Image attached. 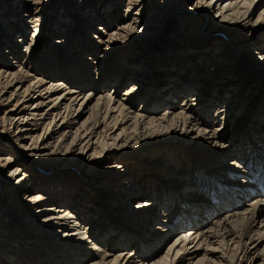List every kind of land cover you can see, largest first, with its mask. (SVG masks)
Instances as JSON below:
<instances>
[{
    "label": "rangeland",
    "instance_id": "1",
    "mask_svg": "<svg viewBox=\"0 0 264 264\" xmlns=\"http://www.w3.org/2000/svg\"><path fill=\"white\" fill-rule=\"evenodd\" d=\"M222 2L224 3V0L220 3ZM199 3L200 0H0V70L9 69L7 73L11 78H8V81L16 76L13 80L15 82H11L8 87L0 86V259L3 261L0 264H4L6 256L9 257L6 259L15 260V264L57 263H53V255H50L53 252L51 247L56 244H52V241L56 240L53 231L57 227L49 230L40 227L44 217L51 214L40 211L47 208L55 210L54 212L67 209L68 212H76L78 215L86 214V219L81 225H88L89 232L94 234L93 238H98V232L105 234L99 240L103 239L106 245L110 230L121 231V228L126 226L136 228L135 224L130 225L135 223L136 219L131 222L134 218L127 217L128 211L137 207L131 202L136 199V195H144L145 200L151 201L150 196L153 194L160 200L164 191L168 193L170 189H175L177 181L183 176L179 170L187 173V179L193 176L192 159L182 163L181 153H170L171 149L188 151L186 147L192 148V145H186L184 142L177 144L170 141L169 145L164 143L146 152H140L138 149L150 144L146 138L141 140L139 147L125 152L110 149L101 153L100 144L95 148L96 144L92 147L90 145L88 149L84 148V152L79 153L80 148L84 146L81 142L69 144V150L66 152L64 144L70 143L71 136L87 119L88 114L75 122L71 129H67L61 122V115L56 116L57 110L53 109L61 105L59 111L63 114V105L67 104L68 98H62L56 104L54 101L63 95L65 90H60V87L46 93V88L50 85L56 87V82L63 83L62 79L65 82L66 78H70L66 81L67 85H63L68 90L76 91L74 88H79L72 84V78L84 75L85 71L90 77V82L81 98L89 92L95 95L89 107L95 104L97 98L106 95L112 96L111 99L123 100V94L137 85L135 91L140 88L137 92L139 94L129 106L130 112L135 114L144 112L145 101L158 100L159 93L165 89L169 90L172 86L178 87L176 93L181 96L175 99L168 96L169 99L164 100L169 104L174 103V109L168 112L177 110L184 98V86L190 84L193 90L189 87L185 91L187 96L190 95L189 98L203 89L200 92L201 99L207 97L206 101L210 103V106L205 108L208 120L214 119L221 107L227 110V117L230 118H227L225 129L235 130L237 135L252 130L258 131L259 134L263 132L264 63L257 67L260 60L257 53L262 52L264 55V21L259 20L255 27L253 23L257 22L260 13L264 14V0H261L254 18L250 19L251 22L243 27L236 26L234 21L218 23L219 20L215 21L207 10L205 13H199L195 10ZM203 3L201 2V6ZM40 23L42 27L39 36L34 39V27ZM105 26L107 34L102 35L99 29ZM123 27L124 29L119 30ZM94 35H101L103 43L96 42ZM19 39L22 42L16 45ZM57 43L59 45L55 46ZM248 45L255 52L251 53L250 57L240 55L241 49ZM257 48L261 51L254 50ZM91 63L97 64L99 70L88 69L94 67ZM4 64L6 68H2ZM210 77L213 79L212 83H209ZM39 80L44 83L41 87L36 83ZM4 82L1 80L2 84ZM116 84H119V88L115 93L113 86ZM25 90L29 92L24 95ZM81 98L70 105L71 118L81 112L79 106L84 100L81 101ZM194 100L196 99L191 102ZM195 102L200 104V101ZM201 104L204 105V102ZM33 105L35 109L31 111ZM167 107L168 105H161L155 111V118L162 117ZM238 116L241 119L238 120ZM31 117L34 119L29 120ZM220 117L217 116V120L211 123L212 130L223 125ZM100 131L102 127L98 129V132ZM119 131L108 132L107 135L113 134V137H116ZM91 132H94L93 128L87 133ZM221 132L222 130L219 131L220 134ZM92 139V143H95L97 137ZM101 139L102 137L99 140ZM110 143L109 139L108 144ZM221 144L222 142H219V145ZM230 146L228 144L226 149ZM206 150L208 148L198 149L195 154L206 157ZM236 151L234 150V153ZM168 153L178 158L179 162L168 160ZM116 167L121 169L120 176L114 172ZM172 167L175 170H172ZM218 167L220 170V163L219 166H214L213 175ZM229 173L221 174L220 181L227 180ZM201 174L205 176L206 173ZM160 181L166 183L169 188H164ZM123 182L127 185L133 183V186L128 189V186H122ZM247 187L248 185H244L242 189ZM199 193L200 191L198 196ZM212 194L214 195V191ZM210 197L211 195L208 198ZM254 197L241 201L237 211L212 212L211 216L204 213L200 217L199 212L202 210L197 213L191 210L192 203H198L200 197L196 196V192L188 191L182 204L190 206L176 204L178 208L187 207V217L184 214L177 215L184 216L191 225L201 223L202 217H211L207 223L203 221L201 224L203 232L216 221L222 226L230 214L240 213L245 209L249 211L247 205L255 199L264 201V198ZM208 198L205 199L206 203ZM206 203L205 206H209ZM153 213L157 220H149L151 225L141 230L140 234L143 233L147 237L144 239L148 240L149 244L156 239H166L153 261L157 263L158 260L161 262L164 259V262L168 263L170 260L165 255L180 231H185V227L175 228L174 231L168 229L172 234L163 235L161 232L166 226L162 223V210H155ZM257 216L259 218L251 229L253 239L242 240V245H245L247 251L241 255L238 251L237 264H249L246 263L247 257L255 264L264 261V210ZM230 222L227 228L233 230ZM260 229V235L257 236V230ZM85 237L88 238L89 235ZM215 241L209 240V245H212L209 248L201 245L192 249L196 243L194 242L192 246L186 247L185 252L179 253L177 257L183 254L179 262L175 259L176 252L169 254L171 264H197L204 255L203 264H226L222 258L228 261L229 257L233 256L230 251L235 250V241L225 240L227 244L224 248L222 244L218 245L219 241ZM81 245H84V249L78 252L87 257L89 255L81 264L98 263L95 257L92 258L95 254L87 251L90 246ZM98 245L96 249H104L102 244ZM178 249H181V246ZM127 250L125 254L129 255ZM120 251L123 249L119 248L115 252ZM112 260L113 257H110L106 264H113ZM140 260H130L129 264Z\"/></svg>",
    "mask_w": 264,
    "mask_h": 264
},
{
    "label": "bare ground",
    "instance_id": "2",
    "mask_svg": "<svg viewBox=\"0 0 264 264\" xmlns=\"http://www.w3.org/2000/svg\"><path fill=\"white\" fill-rule=\"evenodd\" d=\"M22 1L23 0H20V2ZM259 1L261 2V0H234V1L224 0V3L223 2L220 3L221 0H212V1L200 0V3L198 4V8H196L195 10H198L199 13L200 12L205 13L206 10L209 11L208 13H210V15L215 18V21L219 20L218 23H224L226 21L228 22L234 21L236 26L243 27L244 24L251 22L250 19L254 18L256 9L260 5ZM201 2H204L202 4L203 6H201ZM259 20L261 22L264 21L263 13H260L258 15L257 22L253 23L254 27L257 25ZM120 26L122 27L124 25H120ZM41 27H42L41 23L34 27L33 30L34 39L37 36H39V31ZM105 29H107L106 26L103 29H99L102 31L100 32L102 33V35L107 34ZM122 29H124V27L119 28V30ZM134 31L136 32L135 28ZM137 33L139 34V36L141 35L140 32L137 31ZM94 36L96 42L102 41L101 35H94ZM21 42L22 41L19 39L18 42H16V45ZM58 45L59 43H57L55 46ZM254 50H260V49L257 48ZM254 52L255 51H252V49L248 45L245 48L241 49L240 55L245 54L246 57H250L249 55H251V53ZM261 53L262 52L257 53L260 56L259 65H257V67L262 66L264 63V55H262ZM90 65L91 66L94 65V67L88 69H91L93 71L99 70L97 64L91 63ZM2 68H6L5 64L4 66H2ZM1 70H0V86L3 85L4 87L2 88H5L8 87L11 84V82L12 83L15 82V81L13 82V80L15 79L16 76L14 77V79H11V81H8V78H11L8 77L10 76V74L7 73V70L9 69L8 68L4 69L5 72ZM262 70H264V67ZM80 75H77L76 77L72 78L71 81L73 85L79 88V89L74 88V90L76 91L68 90L67 87L63 85V83H66L67 85L66 81H68V79L70 78L68 79L66 78L65 82L62 79L63 83L56 82V87H52V85H50V87L46 88L47 89L46 93H50L51 90L57 88L59 89L60 87H61L60 90H65L63 95H60V97L56 98V100L54 101V103L56 104L58 101H60V99L68 98V100H66L67 104L63 105V110H64L63 114H61V111H59L60 110L59 107L61 105H57L53 109L57 110L56 116L61 115V122L65 126H67V129H71L72 128L71 126L74 125L75 122H77L83 115L88 114L87 119L77 128V131H75L74 135L71 136L72 138L70 140V143L64 144V148H66V152H68L69 150L68 149L69 144L70 145L73 143L80 144L81 142L84 143V146L80 148L79 153L84 152L83 151L84 148L88 149L90 145L92 147L93 145L96 146V144L97 146L95 148H97L98 145L100 144L101 153L104 151L108 152L110 149H115V151L125 152L136 146L139 147L140 146L139 143L141 142V140L146 138H147L146 141L149 142L150 144L146 145L145 146L146 148L144 147L138 149L140 150V152H146V150H149L150 148H155V146L164 143L165 145H169L170 141L177 144L184 142L186 143V145L189 146L192 145V148L186 147V150L188 151L171 149L170 153L173 154L175 152L181 153L182 155L181 158H183V160L181 161L182 163H184L183 161L188 162V159L189 160L192 159L191 163L194 166V170L192 172L193 176L189 178L191 180L187 179L186 172H182L183 171L182 169L179 170V173H182L183 176L181 177V179L177 181L176 183L177 188L175 187V189L173 190L170 189L168 193L164 191V194L160 200L157 199L158 196L157 198H155L153 194L152 196H150L152 198L151 201L145 200L144 195L140 197L136 195L137 196L136 199H134L131 202H133V205H136L137 207L133 211L131 210L128 211V216H127L129 219L134 218V220H130L131 222H134L136 219L135 223H130L131 226L135 224L134 227L136 228L132 229L126 226L124 228H121V231L115 230L114 232H111L110 230L109 231L110 233L108 232L109 233L108 236L110 238L108 243H106V245L103 243V239L101 241L99 240L101 237L105 236V234L103 235L102 233L100 234L98 232L97 235L98 238H93L94 234L89 232L90 229L87 227L88 225H86V227L81 225L82 222L86 219L85 217L86 214L82 213L81 215H78L76 212L74 213L71 211L68 212L67 209L54 212L55 210L47 208L42 212L40 211V213L51 212V214L49 213L50 214L49 216L44 217L43 225H41L40 227H43V229L45 230H49L52 227H57V229L53 231V234L55 235L54 238L56 240L52 241V244L53 243L56 244L54 247H51L50 249L53 251L50 254L51 256L53 255V257L51 258L54 260L53 263L57 262L56 264H81L86 258H89V255L87 257L85 256V254H81L78 251L84 249V245L81 244H88L90 246L87 247L88 253L95 254L94 256H92V258L95 257L98 260L97 261L98 263H94V264H106L108 262L107 260L110 257H113L112 260L113 264H121V262L129 264V261L134 259L136 260L141 259V260L140 262L132 261L133 263L131 264H137L141 262H147V264H149L150 261L153 262L150 264H171V259H169L171 256H169V254H173L174 252H176L175 259L177 258L179 262L182 259L181 256L183 254H181L180 257L177 256L179 255V253L185 252L186 247H188L189 245L192 246L194 242H196L195 246L192 249H194L195 247L199 248L201 245H204L206 248H209L212 246L209 245V240L214 239L216 241H219L218 245L222 244V248H224L225 245L227 244L225 243V240H228L229 242L235 241L233 243V245L235 244V250L230 251L233 254V256L229 257L230 259L228 261L224 258H222V260H225L226 264H237L239 261V256L237 257L238 251H240V255L244 251L245 252L247 251L245 250V245H242V240L248 239V241H251L253 239L252 238L253 232L251 231V229L256 223V220L259 218L257 214L261 213V211L264 210V201L255 199L251 204L247 205L249 211L245 209L240 213L235 212L233 214H230L229 219L225 220L222 226H220L219 221H216L213 222V224H211V227H209L207 231H203V232H201V228H200L201 224L204 223L203 221L205 222L208 221L211 217L207 219L202 217L201 223H196L195 225H191V222H189L187 219H184L185 218L184 216L177 215V214H184L186 216L189 212L187 207L178 208L176 204L183 203L186 192L187 193L188 191L189 192L192 191L194 193L196 192V196L200 197L201 202L199 201L198 203H192L193 207L191 210L194 211L193 213H197L198 211L202 210V212H199L201 217L202 214L204 213L208 214L207 216H211L212 212L220 213L221 211L227 210L228 213H231L237 211L239 209L238 205H240V202L244 201L245 199L247 200L250 197L255 196L259 198H264V127L261 130L263 131L261 134H259L258 131L255 132L252 130L249 133H245L243 135H237L234 133L235 130H228V128L225 129V126H227L228 123L227 118L228 119L230 118L227 117L229 114L227 110L225 111L221 107L214 115L213 117L214 119L208 120L207 114L205 112V108L210 106V103L208 100L206 101L207 97L201 99L202 94L200 92L201 90H203L202 88L201 90H199V93L197 95L189 98L190 95L187 96V92L185 91L189 87H192L193 90V86H189L190 84L184 86V92L182 93L184 98L182 99L183 100L182 104L180 107H178L177 110L173 112H168V111L170 109L172 110L174 109L173 108L174 103L169 104L165 100H167L166 98L169 99L168 96H170V98L173 99L177 98L179 95L181 96V94L176 93L178 88L177 86H172L170 87L169 90L165 89L164 92H160L159 93L160 98L158 100H150L148 102L145 101L144 102L145 106L143 108L144 112H136L135 114L130 112L131 108L129 106L131 103L135 102L134 97H136L139 94L137 92L140 90V88H138L137 91H135L137 85H134V87H131L130 90L126 91L123 94L124 97L123 100H118L116 98L111 99L112 96L109 97L108 95H106V97L97 98L95 104L92 107H89L95 95L89 92L88 95H86L85 97L81 98V96H84L85 94V88L88 86V82H90L89 81L90 77L85 71H84V75L82 74ZM1 80H4L5 82L2 84ZM212 82L213 79L212 77H210L209 83ZM36 83L38 84L37 86L39 87H41L44 84L43 81L40 80L37 81ZM107 84H104V86H107ZM118 85L119 84L113 86L115 93L116 90L119 88ZM104 86L102 87L105 88ZM28 92L29 90H25L24 95L27 94ZM236 93L239 96L241 95L238 92ZM80 98L81 101L84 99L82 104L79 106V110H81V112L75 118H71L72 108L70 107V105L73 103L75 104L77 100ZM193 99L196 100L191 102V100ZM235 99L236 97L233 98V100ZM195 101L197 102L200 101V104L196 103ZM201 102H204V105H202ZM161 105H168V107L165 109V111H163L164 114L162 115V117L156 119L155 111H157L161 107ZM81 107L83 108L81 109ZM34 109L35 108L33 105L31 111H34ZM217 116H221L220 120L223 122V125L221 126V128L212 130L210 125L213 121L215 122V120H217L216 118ZM237 118L238 120L241 119L239 116ZM32 119L34 118L32 117L29 118V120ZM260 126L261 125H259V127ZM100 127H102V131L98 132V129ZM61 128H63V126ZM91 128L94 129V132L88 134L87 132ZM81 129H84L83 132H80ZM118 130L120 131L118 132V134H116V137H113V134L107 135L108 132L115 133ZM221 130L222 132L220 134L219 131ZM94 136L97 137V139L96 140L94 139L95 143H92L93 140L92 138ZM100 137H102L101 140H99ZM109 139L111 140L110 144H108ZM219 142H222V144L219 145ZM228 144H230L231 146L229 149H226ZM240 144H242L241 148L239 147ZM204 148H208V150L205 151L207 153L206 157H201L195 154V151ZM236 148L238 149L239 152L236 151ZM234 150L236 151L235 153ZM167 155H169V153ZM176 159L178 158L170 155L168 156V160H171L173 162L176 161L179 162V159L178 160ZM160 162H162V159H160ZM219 163L221 166L220 170L218 167L217 169L218 173L216 172L213 175L212 172L215 171L214 166H219ZM171 169L175 170L174 167H172ZM114 172L116 173V175L119 176L122 174L120 167H116ZM228 172H230L229 174H227L228 179L225 181H220L222 179L221 174L223 173L225 174ZM233 172L237 174H231ZM201 173H206V174L205 176H203ZM162 182L163 181H160V184L163 185L164 188L168 187L166 183L164 182L162 183ZM125 184L126 183L123 182L122 186H126V187L128 186V189H130L133 186V183L128 185ZM244 185H248L249 188L247 187L242 189ZM213 188H215V190H212ZM199 191H200L199 193L200 195L198 196L197 193ZM212 191H214V195L212 194ZM210 195L211 197L209 199L208 197ZM206 198L209 199L207 203L205 202ZM205 203L208 204L209 206H205ZM182 206H190V204L188 205L182 204ZM159 209L162 210L161 219L164 221V222L162 221V223H165L164 226H166L161 232L163 235L172 234L168 229H172L174 231L175 228L183 229L185 227V231H180L173 245L169 247L167 255H165L166 258L170 260L168 261V263L167 261L164 262V259L161 262H159L158 260L157 263H154L153 261V258H155V256L157 255V252L161 248V246L164 245L166 239L165 238L156 239L151 244H149L148 240L144 239L147 237H145L143 233L140 234L141 230L145 229L146 226L151 225L149 220L152 219H154L153 221L157 220V217L153 212ZM186 220L187 223H185ZM228 222H230V225L233 227V230L230 227L227 228ZM193 223L195 222L193 221ZM261 230L262 229L257 230V236L260 235ZM87 234L89 235L88 238L85 237ZM127 236H130V238ZM97 241L99 242L98 244H102V247L104 246L103 247L104 249L101 250L96 249V246H99L97 244ZM127 244L129 247L128 250H127ZM180 246L181 249H178ZM139 247L141 248L139 249ZM119 248L123 249V251H120V253L115 252ZM105 249H107L106 252L104 251ZM126 250L130 252L129 255L125 254ZM226 254L227 253L225 252L224 255ZM6 257L4 260V264L6 263L15 264L16 262L15 260L6 259ZM204 257L200 261H198L197 264H203ZM0 262L3 261L0 259ZM90 263L92 264L93 262ZM246 263L255 264L253 260L251 261L249 260V257L246 258ZM141 264H145V263H141ZM206 264H210V263H206ZM261 264H264V261L261 262Z\"/></svg>",
    "mask_w": 264,
    "mask_h": 264
}]
</instances>
